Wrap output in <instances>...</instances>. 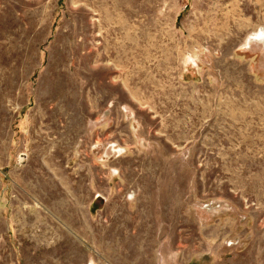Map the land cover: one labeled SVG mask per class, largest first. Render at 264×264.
<instances>
[{"label": "rangeland", "instance_id": "obj_1", "mask_svg": "<svg viewBox=\"0 0 264 264\" xmlns=\"http://www.w3.org/2000/svg\"><path fill=\"white\" fill-rule=\"evenodd\" d=\"M260 30L264 0H0V264H264Z\"/></svg>", "mask_w": 264, "mask_h": 264}, {"label": "bare ground", "instance_id": "obj_2", "mask_svg": "<svg viewBox=\"0 0 264 264\" xmlns=\"http://www.w3.org/2000/svg\"><path fill=\"white\" fill-rule=\"evenodd\" d=\"M263 34H264V31L260 30ZM256 35H257V31L254 33V38H256Z\"/></svg>", "mask_w": 264, "mask_h": 264}]
</instances>
